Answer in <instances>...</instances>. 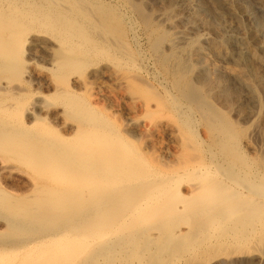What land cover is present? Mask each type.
I'll use <instances>...</instances> for the list:
<instances>
[{
  "label": "bare ground",
  "instance_id": "1",
  "mask_svg": "<svg viewBox=\"0 0 264 264\" xmlns=\"http://www.w3.org/2000/svg\"><path fill=\"white\" fill-rule=\"evenodd\" d=\"M144 1L0 0V264H264L262 52Z\"/></svg>",
  "mask_w": 264,
  "mask_h": 264
},
{
  "label": "rangeland",
  "instance_id": "2",
  "mask_svg": "<svg viewBox=\"0 0 264 264\" xmlns=\"http://www.w3.org/2000/svg\"><path fill=\"white\" fill-rule=\"evenodd\" d=\"M146 1H144V2L148 6L157 7V9L159 10V7L161 6V3H159V1H158V3L156 2L157 0H152L153 2L151 0H149L150 3L148 0H146ZM209 1L208 0H196V1L195 0H183L184 3L187 4V2H188L187 5H190L191 7H193V9H195L194 11H196V14L199 13V14H197V16H198V18H200L199 19L200 22L198 21L193 26V28H191L190 24L188 26L187 25L180 26L181 29L178 28L179 31H183V30L185 32L188 31L189 33H191V35H194V36H203L204 35L205 37H207L209 39L214 38L215 40H218V39L226 40V46H224L222 48V50L226 51L227 49H229V52H231V54H233L235 56H237L238 54L239 55L240 54L245 55V53L247 54V56H249L250 55L249 51L256 50L257 52L258 51L260 53L262 52L261 57L263 58L264 57V6H262V5H264V0H232L233 1V7L225 6L226 5L225 4V5H223V8H219L217 10H215L216 6L212 3V1H210V3H209ZM151 3H153V4L155 3L156 6H154ZM156 3L159 5H157ZM211 7L212 8L214 7V8L212 9ZM209 9H211V10H209ZM222 9H226L227 11L222 10ZM160 12L161 11H158V13H160ZM201 15H203V16H201ZM201 28H202V30H201ZM244 32H246V33H244ZM214 34H216L219 38L217 36H215ZM244 57H246V56H244ZM249 57H247L248 63L247 62L246 63L248 65H245L246 68H248V69L251 68L249 71L252 72V74L257 75L258 78H260V79L263 78L264 77V64L262 65L261 63L260 64L256 63L257 65L255 64L256 66L253 67L254 62L251 60V57L250 58ZM227 59H228V57L224 58V60H226V61H227ZM249 59H250V61H249ZM217 61H221V59H219ZM251 63H253V64H251ZM254 68H256V69H254ZM261 75H263V76H261ZM248 104H250L252 106V103L250 101ZM231 116L233 117L232 114H231ZM249 124L250 123H247L246 125H249ZM263 129H264V126H263ZM255 144H256V149L258 151V154L260 156H264V147H260L261 146L260 143L257 144L256 141H255ZM16 174L17 173H15V172L12 174L11 180L16 181V182L17 181L22 182L23 178H21V177L19 178L18 177L19 175L17 174L18 175L17 176Z\"/></svg>",
  "mask_w": 264,
  "mask_h": 264
}]
</instances>
